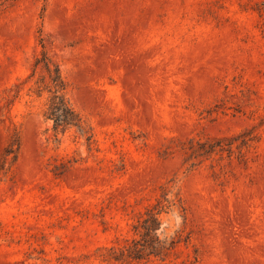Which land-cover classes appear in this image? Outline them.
<instances>
[{
  "label": "rangeland",
  "instance_id": "374dc122",
  "mask_svg": "<svg viewBox=\"0 0 264 264\" xmlns=\"http://www.w3.org/2000/svg\"><path fill=\"white\" fill-rule=\"evenodd\" d=\"M0 264H264V0H0Z\"/></svg>",
  "mask_w": 264,
  "mask_h": 264
},
{
  "label": "trees",
  "instance_id": "16d2710c",
  "mask_svg": "<svg viewBox=\"0 0 264 264\" xmlns=\"http://www.w3.org/2000/svg\"><path fill=\"white\" fill-rule=\"evenodd\" d=\"M43 48L44 50L41 56L36 58L34 74L39 70L44 73L41 81L38 82L42 85L39 86V88H41L40 91H47L50 95L45 114L46 120L53 122L52 130L55 136L60 133H65L72 127L84 129L81 116L76 112L65 96L66 82L62 76L59 63L49 55L45 50V46H43ZM89 139L90 138L87 140ZM155 210L158 212H155ZM161 213L157 205L156 208L148 211L147 218L137 227L141 233L142 240L134 243L132 250H129L130 255L135 259H139L143 252L149 249L150 239L153 238L154 235L157 237V232L161 227V220L159 219ZM157 244L159 245V255L170 250L166 242L157 239ZM172 245H175V242L171 243L170 248Z\"/></svg>",
  "mask_w": 264,
  "mask_h": 264
}]
</instances>
